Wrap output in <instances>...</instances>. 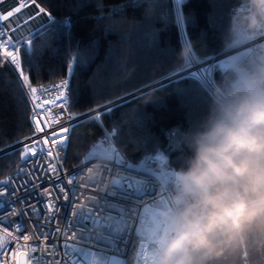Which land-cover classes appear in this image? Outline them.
<instances>
[{"label": "trees", "instance_id": "obj_1", "mask_svg": "<svg viewBox=\"0 0 264 264\" xmlns=\"http://www.w3.org/2000/svg\"><path fill=\"white\" fill-rule=\"evenodd\" d=\"M36 3L54 16L55 23L32 38L30 52L28 45L22 48L24 75L31 86L69 78L70 111L76 117L134 94L177 72L186 62L173 0ZM182 10L188 44L198 59L218 55L248 32L230 34L233 16L248 11L246 0H186ZM65 19L71 21V45L62 23ZM226 76L229 83L240 79L234 69L223 71L218 66L215 85ZM211 99L210 91L188 76L111 107L100 114L99 122L95 118L81 121L68 137L64 168L83 160L106 131L115 129V143L132 162L140 163L159 149L168 165L177 169L188 155L185 133L198 126ZM177 126L183 135L171 143L165 133ZM32 131V107L22 81L0 56V152ZM19 153L0 157V179L12 173Z\"/></svg>", "mask_w": 264, "mask_h": 264}, {"label": "clouds", "instance_id": "obj_2", "mask_svg": "<svg viewBox=\"0 0 264 264\" xmlns=\"http://www.w3.org/2000/svg\"><path fill=\"white\" fill-rule=\"evenodd\" d=\"M230 34L264 32V0H246ZM190 47L181 52L191 54ZM213 89L188 155L174 169L153 264H264V63Z\"/></svg>", "mask_w": 264, "mask_h": 264}, {"label": "snow or ice", "instance_id": "obj_3", "mask_svg": "<svg viewBox=\"0 0 264 264\" xmlns=\"http://www.w3.org/2000/svg\"><path fill=\"white\" fill-rule=\"evenodd\" d=\"M4 2L5 0H0V5H3ZM184 3H186V0H173L174 7L172 13L180 33L181 43L188 44L186 20L182 10ZM33 5L35 8H33ZM24 9H28V11L25 12ZM42 14L48 17V20L43 21V23H55L51 13L36 3V0H13L9 8H0V49L4 50L3 55L8 58L9 63L16 64L18 68V45L22 43L26 44L28 45V51H31V41H24V35L32 34L29 26ZM62 23L67 29L66 38L71 45L74 39L71 21L70 19H65ZM76 43L79 45L80 42L76 41ZM197 62L201 65L207 64V67L197 68L189 72L188 76L193 80L206 82L205 77L212 70L214 58L212 63L204 60L196 61L190 59L188 66L192 67ZM21 77L33 94V120L36 132H43L46 128L54 127L60 123L63 116L67 113V106L70 103L68 81H61L51 87L42 86L40 89L41 96H35L37 88L28 84V77L23 72H21ZM42 96L54 98L41 99ZM55 108H61L63 111L56 113L54 111ZM106 111H111V109H107ZM99 115L97 113L94 117L97 122H99ZM37 116H40V119H37ZM45 116L47 117L46 119ZM41 123L44 124V127H41ZM68 132L69 128H60L49 132L40 139L32 140L30 144H24L22 151L19 153L20 158L25 162H30L31 157H36L35 163H38L39 157L46 156L45 164H47V168H44L43 164H40L39 167L47 173L55 174L59 180V183H55L54 181V186L64 193V199L67 201L64 205L66 215L62 247L65 257L69 258V264H125L124 261L118 259V256L122 254V246L127 243L129 229L122 228V225L130 219V202L142 199L145 194L152 195L153 177L159 179L163 185H168L173 175V170H165L163 166H166V157L159 149H155L156 155L147 157L145 162L141 164L126 163L113 149V163L120 165V172L122 174L111 181L112 191L107 195L100 196L98 200L95 197L85 196L83 193L78 196L79 188L86 186L74 183L76 177L81 174L83 164L77 166L76 172L68 174L67 184H65L64 179H61L59 176L57 164L55 163L59 159L58 149L65 150L68 146V138L64 135ZM165 134L171 143H175L183 135V132L181 127L177 126ZM114 136H116L115 129L111 132L106 131L102 142L111 143ZM93 149L85 158L88 162L94 161L100 155L99 145L94 144ZM109 158L112 159L111 156ZM153 165H161L162 167H154ZM100 167L101 171L105 174L111 172V167L107 165H101ZM34 171L30 173L23 169L17 170V175H23L22 184H17L15 177L0 179V211H7L5 205L11 208V205L23 202L24 197L16 196L18 191L31 194L27 185L32 181L27 179V177L34 175ZM88 172L93 173V168L89 167ZM93 175L95 174L93 173ZM96 179L98 180L99 176ZM89 181L93 184L96 183L92 180L91 176L89 177ZM68 185L72 187H67ZM96 186L98 187V184ZM66 188L67 191H65ZM168 191L169 188L165 187L160 197L154 200L150 207L145 208L144 215L139 220L140 227L136 230V234L141 238L140 259L142 264H153L157 246L161 242V234L167 233L165 222L161 220L160 216L162 210L167 205ZM69 192L72 199L68 197ZM47 194L51 195V193ZM81 196L87 200V203H84V199H80ZM113 197L115 199H112ZM77 200L80 202L77 203ZM54 208L55 204L49 200L48 211L52 212ZM72 209L74 211H72V216L70 217L68 212ZM11 214H16L14 208H11ZM89 224L100 229L102 234L98 235L90 231ZM11 227L12 223L7 219L6 215L0 216V228L3 229L6 237L4 242H0V257L6 254L7 241L16 240V237H13L7 231ZM16 231L19 233L26 231L22 220L16 226ZM57 231L59 232L60 229H57ZM40 234L45 235L43 232ZM22 238L25 242L30 240L29 235H23ZM31 251L36 252L37 249L31 248ZM0 264H5V261L0 259ZM29 264H31V261H29ZM37 264H42V261L37 259ZM50 264H58V262L52 261Z\"/></svg>", "mask_w": 264, "mask_h": 264}, {"label": "built area", "instance_id": "obj_4", "mask_svg": "<svg viewBox=\"0 0 264 264\" xmlns=\"http://www.w3.org/2000/svg\"><path fill=\"white\" fill-rule=\"evenodd\" d=\"M13 0H5L3 5H0V8H9L12 4ZM33 8L35 6L33 5ZM25 12L28 9H24ZM52 15V14H51ZM54 20V16L52 15ZM48 20V17L45 15H41L37 17L35 21H33L32 25L29 26L31 28L32 34L24 35V41H31L36 35H38L41 31L47 28L52 23H43V21ZM7 23V22H5ZM39 26V27H37ZM27 31V29H26ZM183 49L190 47L189 44H183ZM26 46V44L18 45L19 47V68L16 64H11L8 61V58L3 55L2 49H0V56L5 58L8 63L12 66L15 72L18 74L20 80L22 81L24 90L27 93L29 98L31 107H32V124H33V131L28 136L22 138L18 143H13L7 146L3 151L5 154L12 153L15 151H22L24 144H30L32 140L40 139L46 136L49 132L55 131L60 128H69V132L64 134L69 137L71 133L72 127L84 120L94 118L97 113L101 114L105 112L107 109L113 107L112 104L104 106L102 108L96 109L89 113H86L81 116H74L73 113L70 111L71 105V96L70 91L68 93L70 97V103L67 106V113L63 116L60 123L56 124L54 127L46 128L43 132H36V126L33 120V94L30 92L29 87L24 83L23 78L21 77V72H23V63H22V55L21 50ZM194 53L191 54L186 58V62L182 68H180L177 72L171 74L170 76H175L176 80H179L183 77H188V73L200 68V67H207V64L201 65L198 62L195 63L192 67L188 66V61L196 60L200 61ZM214 58V63L212 66V70L210 73L206 74L205 81H200L209 91L212 93L213 89L215 88L214 83V76L218 66L221 67L223 71H229L234 69L237 72L239 78L243 77L246 72L253 70V68L260 64L264 63V32H258L251 34L246 32L243 38L236 41L228 49L224 50L223 52L219 53L218 55L205 59L204 61H208L212 63ZM24 74V72H23ZM67 80L70 89V79L63 78L56 82L34 85L32 87L37 88V93L35 96H41L40 89L41 87H51L55 84L60 83L61 81ZM175 80V81H176ZM54 97L42 96L41 99H52ZM42 111V110H37ZM54 111L56 113H60L63 111L61 108H55ZM100 116V115H99ZM40 119V116L36 117ZM47 117L45 116V119ZM41 127H44V124L41 123ZM105 135V134H104ZM104 135L95 143L99 145V152L100 155L96 157V159L92 162L86 161V157L74 165L71 169H65L63 165V155L65 150H59V159L55 161L57 164V168L59 171V176L61 179H64L65 184H67L68 174L74 173L77 170V166L83 164V169L81 174L76 177L74 183L79 185H86L85 187H81L78 190V196L83 193L85 196L95 197L97 200L100 196L107 195L110 191H112V183L111 181L117 178L122 173L120 172V165L114 164V155L113 149L116 154H119L126 163L132 164H141L145 162L146 158L149 156H154L156 153L149 154L145 156V158L140 163L132 162L117 146L114 139L112 138L111 143H103ZM30 138V139H29ZM94 150L93 147L90 151ZM4 154V155H5ZM88 155V154H87ZM3 156V155H2ZM112 157L110 159L109 157ZM47 159L46 156L39 157V162L35 163L37 160L36 157H31L30 162H25L21 158L17 166L14 168L12 173H10L7 177H15L17 184L23 183V175H17L18 169H23L27 172H33L34 175H30L27 179L31 180L32 182L27 185L29 192L25 193L23 191H18L16 193L17 197H24L23 202H17L11 205V208L16 210V214H11V208L5 205L7 211H0V216H7V219L11 221L12 227L8 228L7 231L12 234L13 237H16V240H8L7 241V251L3 257L5 264H22L21 259L25 258L24 264H37V259L42 261V264H50L52 261H57L58 264H69V258L65 257L64 249L62 247L64 236V227H65V215L66 210L64 205L67 201L64 199V193L59 190V188L54 186L55 183H59V180L56 178L55 174H50L44 171L39 167L40 164L44 165V168H47V164H45V160ZM101 165H107L111 167V172L105 174L101 171ZM154 167H162L161 165H153ZM93 168V173L88 172V168ZM165 170H174V168L168 165L166 160ZM83 176V178H81ZM91 176L92 180L96 183L93 184L89 181V177ZM99 176L97 180L96 177ZM153 192L152 195L145 194V196L140 200H134L130 202V209H129V217L130 219L122 225V228L129 229L128 236H127V243L122 246V254L118 256V258L125 262V264H142L140 259V237L136 234V230L140 227L139 220L144 215V210L146 207H150L152 202L158 199L161 193L164 191L165 187L169 188L167 192V205L162 210V213L168 211L171 206V193L173 192V184L170 180L168 185H163L161 181L155 177H153ZM98 184V187L96 186ZM34 186V187H33ZM67 187H72L68 185ZM67 191V188L65 189ZM47 193H51L48 195ZM69 199H72L71 193H68ZM80 199H84L83 196ZM112 199H115L114 197ZM51 200L55 204V208L52 212L48 211V201ZM80 201L77 200V203ZM84 203H87V200L84 199ZM58 209V211H57ZM72 211L74 209L69 210L68 215L72 216ZM74 218V217H72ZM23 221L24 228L26 231L23 233H19L16 231V226ZM57 229H60L58 232ZM89 230L95 234H102V231L98 229L96 226L89 224ZM43 232L45 235H41L40 233ZM23 235H29L30 240L25 242L23 240ZM6 240L5 233L2 228H0V242H4ZM17 240L19 241L17 243ZM31 248H36V252H32ZM158 248V246H157Z\"/></svg>", "mask_w": 264, "mask_h": 264}, {"label": "water", "instance_id": "obj_5", "mask_svg": "<svg viewBox=\"0 0 264 264\" xmlns=\"http://www.w3.org/2000/svg\"><path fill=\"white\" fill-rule=\"evenodd\" d=\"M176 79L177 78H175V76H168V77H166V78H164V79H162V80H160V81H158V82H156V83H154V84H152V85H150V86H148V87H146V88H144V89H142V90H140V91H138V92H136L134 94H131V95H129V96L117 101L116 103H113L112 105L116 106V105H118V104H120L122 102H125V101H127L129 99H132V98H134L136 96L142 95V94H144L146 92H149V91L154 90L156 88H159V87H161L163 85H166V84H168L170 82H173ZM4 154H5L4 152H0V157L2 155H4Z\"/></svg>", "mask_w": 264, "mask_h": 264}, {"label": "rangeland", "instance_id": "obj_6", "mask_svg": "<svg viewBox=\"0 0 264 264\" xmlns=\"http://www.w3.org/2000/svg\"><path fill=\"white\" fill-rule=\"evenodd\" d=\"M115 103H116V102H115ZM93 111H94V110H93ZM160 218H161L162 221L165 222V225H166L167 230H168V224H167V221H165V220L163 219V213H162V212H161V216H160ZM163 235H164V234L162 233L161 236H163ZM118 259H119V258H118ZM21 263H22V264L25 263V258H22V259H21Z\"/></svg>", "mask_w": 264, "mask_h": 264}]
</instances>
